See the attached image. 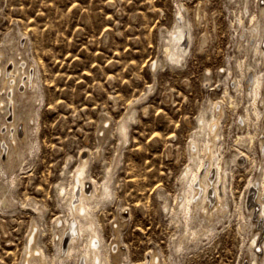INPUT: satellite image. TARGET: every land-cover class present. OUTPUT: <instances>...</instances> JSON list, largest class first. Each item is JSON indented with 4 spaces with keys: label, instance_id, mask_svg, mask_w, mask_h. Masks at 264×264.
Returning <instances> with one entry per match:
<instances>
[{
    "label": "rangeland",
    "instance_id": "rangeland-1",
    "mask_svg": "<svg viewBox=\"0 0 264 264\" xmlns=\"http://www.w3.org/2000/svg\"><path fill=\"white\" fill-rule=\"evenodd\" d=\"M258 4L247 0L246 11L243 0H0V48L12 36L26 44L40 94L32 107L31 152L13 174L0 166V264L20 263L33 220L45 253L56 254L54 219L66 217L56 186L70 180L83 153L90 155L87 175L97 185L113 167L112 196L94 215L106 246L119 214L125 216L118 237L125 264H144L151 252L160 264H249L254 227L247 188L264 178L262 124L245 91L252 71H264L247 44L248 15H259ZM179 15L189 21L191 39L184 60L172 63L164 54V32ZM209 103L223 107L218 147L228 167L227 212L213 222L214 230L197 240L188 236L176 250L184 228L174 210L180 176ZM131 106L134 119L123 144L117 125ZM200 221L195 213L190 225L199 229Z\"/></svg>",
    "mask_w": 264,
    "mask_h": 264
},
{
    "label": "bare ground",
    "instance_id": "bare-ground-1",
    "mask_svg": "<svg viewBox=\"0 0 264 264\" xmlns=\"http://www.w3.org/2000/svg\"><path fill=\"white\" fill-rule=\"evenodd\" d=\"M243 2L247 11V0ZM258 3L259 15L255 17L253 12L248 15L252 25L247 31L251 38L247 44L264 63V0L263 3L258 0ZM164 33L166 59L172 63H180L184 60L190 45L189 21L183 15H179L170 29ZM246 36L248 37V34ZM201 42H205V38H202ZM239 46H242L240 40ZM26 50V44L18 40L16 36L9 38L7 46L0 48V91L4 90L0 94V124L4 125L0 128V166L3 167L1 171L3 170L4 173L6 171L13 174L14 169L22 165L25 156L34 146L29 137L30 122L34 120L32 107L40 94L37 90L35 69L30 68L31 63L25 57ZM7 63L11 64V69L7 67L9 70L5 68ZM157 64L156 60L151 66L154 68ZM250 68L251 66L248 67L249 70ZM252 73L245 91L249 96L248 102L252 105L256 122L262 124L263 135L259 143L264 155V109L262 110L258 103L256 104L257 97H260V101H264V90L261 91L264 88V71L262 73L252 71ZM236 85L239 84L236 83ZM206 109L211 112L210 117L206 115ZM206 109L202 110L198 116L196 129L190 140L191 162L180 176L181 200L177 201L174 210L180 212L184 228L176 244L174 243L176 250L183 247L188 236L197 240L200 236L214 230L213 222L218 221L219 217L227 212L224 182L228 167L223 165L224 161L222 163L218 147L220 139L218 129L223 107L219 103L218 105L209 103ZM133 110L131 106L118 122L120 143L124 144L128 140V120L134 119ZM98 154L99 149L96 150V156ZM89 156V153L81 154L77 165L72 170L70 180L67 183L66 180H61L56 186L57 195L63 201L66 211V217H60V215L54 219V237L56 238L53 240L56 254L49 257L45 253L43 246L37 240L40 232L39 225L33 220L27 232L24 252L19 264H125L126 256L118 240L119 228L125 224V216L119 214L120 221L113 227L114 238L106 246L100 223L94 215L98 206L112 196L110 180L113 167L107 168L106 175L97 185V182L87 175ZM235 160L242 162L239 156ZM253 182L251 181L248 185L246 199L248 215L254 227L248 244L251 257L249 264H258L257 261L264 264V178ZM28 205L42 214V206L34 200H30ZM167 205L169 204H164V206ZM120 210H123L122 207ZM195 213L202 218L199 229H193L190 225ZM144 264H160L158 255L151 252Z\"/></svg>",
    "mask_w": 264,
    "mask_h": 264
}]
</instances>
